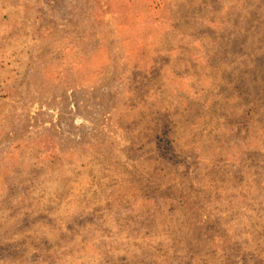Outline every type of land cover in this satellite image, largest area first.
I'll use <instances>...</instances> for the list:
<instances>
[{"label":"rangeland","instance_id":"rangeland-1","mask_svg":"<svg viewBox=\"0 0 264 264\" xmlns=\"http://www.w3.org/2000/svg\"><path fill=\"white\" fill-rule=\"evenodd\" d=\"M0 264H264V0H0Z\"/></svg>","mask_w":264,"mask_h":264}]
</instances>
